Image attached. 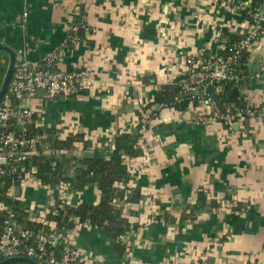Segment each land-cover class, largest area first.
<instances>
[{"label":"crops","instance_id":"crops-1","mask_svg":"<svg viewBox=\"0 0 264 264\" xmlns=\"http://www.w3.org/2000/svg\"><path fill=\"white\" fill-rule=\"evenodd\" d=\"M240 5L264 9L258 0H0V42L16 60L56 55L52 69H86L98 86L94 95L47 102L39 92L29 103L48 126L74 121L100 146L113 131H141L144 154L134 160V175L145 197L124 211L144 223L127 239L133 263L264 264V80L256 77L264 67V29L248 51L243 80L234 84L237 96L224 103L251 106L254 117L224 134L219 123L193 124L191 112L163 106L141 127L143 107L162 85L177 83L187 55L218 53L223 29L242 35L248 21ZM81 10L85 37L68 42ZM16 188L10 194L29 207L51 201L42 187ZM200 189L221 200L220 210L183 228L151 219L158 211L151 195L177 215ZM97 200L93 186L71 198ZM235 202L242 208L233 211ZM69 235L86 264H122L102 231L87 226Z\"/></svg>","mask_w":264,"mask_h":264},{"label":"trees","instance_id":"trees-1","mask_svg":"<svg viewBox=\"0 0 264 264\" xmlns=\"http://www.w3.org/2000/svg\"><path fill=\"white\" fill-rule=\"evenodd\" d=\"M264 0H258L263 2ZM255 10V9H254ZM264 16V9H259ZM246 14V11H245ZM84 13L81 12L72 20V24L78 29L75 34L78 38H84ZM264 27V22L261 23ZM70 34L73 32L70 30ZM69 34V35H70ZM242 35L236 32L222 30L220 40L224 47L219 50L220 54H228L235 48L236 44L242 39ZM71 41V38L67 40ZM248 51L241 53L239 61L235 64L238 72L244 75ZM209 55L203 54L201 58ZM8 53L0 49V87L3 76L8 66ZM241 83V82H240ZM238 83V84H240ZM227 92L232 90L234 83H221ZM86 91H80L67 97L74 99L85 95ZM204 98L211 97L208 93H198ZM16 104V101L14 100ZM201 100L185 94L177 83L164 84L157 91L154 99L143 107V111H148L150 117H155L158 113V106L165 105L179 111H185L188 106H198ZM157 104V105H156ZM233 109H242L243 112L249 107L244 103H230ZM248 116L244 113V118ZM142 118V117H141ZM147 127V125H145ZM13 131L24 133L25 136L44 134L46 137L38 143L39 153L29 156L19 164H16L18 173H9L11 164L4 168L8 173L0 174V202L4 208L0 210V233L7 216L6 211L10 209L14 213V218L22 228L28 229L32 233V238L46 232L52 228L67 235L80 227H94L102 231L105 239L113 247L122 264H136L129 260L128 252L130 244L128 237L135 234L143 226L138 221H131L125 215L126 204H136L145 197L140 186L135 184V175L131 172L128 160H137L144 154V148L139 142L141 131H119L112 137V149L107 145H99L86 136L87 131L64 130L61 126H48L41 113L36 110L31 120L24 126H20L9 120L5 127L0 126V132ZM80 143L81 151L78 152L77 144ZM90 151L91 153H86ZM21 168H23L21 170ZM24 172H29L42 185H48L53 189V204L49 205L46 215L49 223L37 220L39 208L29 207L22 200L20 195L12 196L13 187H20L23 181ZM67 185L68 194L76 195L83 193L89 187H95L98 192V200L95 203L71 202V200L59 198V185ZM150 198L158 211L153 214L151 219L166 224L177 225L178 228L185 227L190 221L197 220L204 214H209L220 210L221 200L209 195L207 190L200 189L196 192L193 200L186 202L185 206L179 207L177 215L162 203L155 195ZM242 204L235 202L231 209L239 210ZM51 223V224H50ZM61 245L53 249L56 253L61 251ZM2 260V259H0ZM10 264H29L27 262H14ZM71 264H86L85 260H78ZM230 264H252L250 262H232Z\"/></svg>","mask_w":264,"mask_h":264},{"label":"built area","instance_id":"built-area-1","mask_svg":"<svg viewBox=\"0 0 264 264\" xmlns=\"http://www.w3.org/2000/svg\"><path fill=\"white\" fill-rule=\"evenodd\" d=\"M240 8L246 11L248 25L244 30H241L243 37L231 53H214L207 58H201V53L187 55L184 58L177 81L185 94L201 100L198 105L201 107V111L195 109L198 106H192L191 104L183 111L191 112V122L193 124L219 123L224 134L232 131L233 124L242 122L244 113L248 117H254L255 109L249 106L243 112L239 108L233 109L229 104L220 107L212 97L204 98L203 95L198 96V93H208L206 88L214 86V92L221 95L225 91L221 83L232 82L238 84L243 80L244 76L236 70L235 64L238 63L242 52L250 51L255 46L260 33L264 29L261 26V23L264 22V16L259 8L246 7L245 5H240ZM83 26L86 28L85 25ZM70 29L73 34H70L68 39L71 38V41L77 40L78 36L75 32L78 27L71 25ZM55 60L56 55L45 57L42 62H30L25 59L15 61L8 89L0 100L1 127H5L9 120H14L20 126L27 124L36 111L29 102L34 100L39 92H42L41 99L43 102L54 100L58 96L67 97L84 90L86 91L85 96L95 94L98 86L93 76L86 69L73 72L54 70L52 66ZM256 77L264 80V67L256 74ZM163 106L167 107L159 105L158 108ZM172 110L179 111L174 108ZM141 117V127L144 129L153 117H150L148 111H143ZM61 127L64 130L71 131L80 129L74 121H69ZM119 131H131V129L127 128ZM119 131H113L109 135L105 144L109 150L112 149L111 143L114 133ZM86 136L93 141H97L91 132L87 131ZM45 137L44 134L25 136L22 132H0V174L8 173L4 166L9 164H11L9 173L17 174L16 164L21 163L29 156L38 154V143ZM77 149L78 152L81 151L80 143L77 144ZM128 164L131 172L135 174L136 161L128 160ZM26 184L42 187L50 194L51 201L49 204L37 206L40 212L37 214V220L46 224L49 223L46 215L49 205L54 202L51 195L53 189L48 185H42L29 172H24L21 186L23 187ZM16 187H13L12 190L14 191ZM57 188H59L58 195L61 199L71 200L75 196L68 194L67 185L61 184ZM3 208L4 204L0 202V210ZM6 214L0 233V259L24 256L33 259L37 264H71L78 260H84V254L74 244L69 234L65 235L51 226L48 231L37 235L35 239H31L32 233L17 223L13 211L7 209ZM59 244H62L59 253H56L53 249H47V247L55 248Z\"/></svg>","mask_w":264,"mask_h":264},{"label":"water","instance_id":"water-1","mask_svg":"<svg viewBox=\"0 0 264 264\" xmlns=\"http://www.w3.org/2000/svg\"><path fill=\"white\" fill-rule=\"evenodd\" d=\"M0 49L6 51L9 56L8 66L3 76L2 84L0 87V100H1L3 95L6 93L8 89V86H9V83H10V80L13 74L14 66H15L16 55H15L14 50L10 46L5 45L2 42H0ZM206 91L211 95L212 99L216 101L220 107H223L225 102L234 101L233 98L236 97L238 94V85H234L230 93H227L225 90L221 95H218L214 92V86H208L206 88ZM86 153H91V152L86 151ZM16 190L18 191L19 189L16 188ZM14 262H27L29 264H37L33 259L24 257V256H16V257L5 258V259L0 260V264H10Z\"/></svg>","mask_w":264,"mask_h":264}]
</instances>
